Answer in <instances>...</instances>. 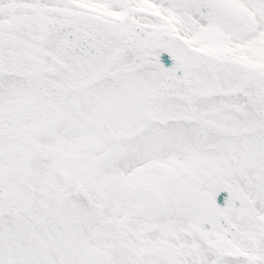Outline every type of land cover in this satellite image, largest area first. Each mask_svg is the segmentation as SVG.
<instances>
[{
	"label": "snow or ice",
	"instance_id": "obj_1",
	"mask_svg": "<svg viewBox=\"0 0 264 264\" xmlns=\"http://www.w3.org/2000/svg\"><path fill=\"white\" fill-rule=\"evenodd\" d=\"M0 264H264V0H0Z\"/></svg>",
	"mask_w": 264,
	"mask_h": 264
}]
</instances>
